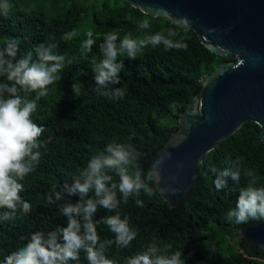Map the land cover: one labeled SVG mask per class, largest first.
<instances>
[{
  "label": "trees",
  "instance_id": "1",
  "mask_svg": "<svg viewBox=\"0 0 264 264\" xmlns=\"http://www.w3.org/2000/svg\"><path fill=\"white\" fill-rule=\"evenodd\" d=\"M9 3V13L0 14V47L7 37L16 38L18 55L32 52L35 59V48L54 38L59 44L57 52L67 60L61 80L48 86V95L37 100V109L32 114L33 121L45 127L40 140L47 143L39 149V162L23 181L25 190L20 194L31 203L32 211L28 214L18 211L9 220L0 218V264L4 256L22 247L33 232L46 233L66 224L60 211L64 201L48 204L46 196L53 189L63 191L65 184L71 185L91 157L104 153L108 144H132L140 153L137 163L143 174L150 172L145 157L153 155L178 130L180 113L201 90V77L222 61L234 59L212 53L195 33L145 14L124 0H9ZM145 19L151 26L141 30L138 25ZM173 27L184 37L186 50L149 46L135 60L121 57L124 67L119 74L120 83L110 87L125 88L126 95L110 99L94 91L93 63L101 57L99 45L106 34L118 32L120 39L129 34L136 38ZM73 29L76 37L61 39ZM89 31L95 44L90 53L82 54L81 45ZM3 81L4 77H0V82ZM72 83L81 85L78 97L73 94ZM21 95L30 100L36 97L35 92ZM237 158H242L240 181L228 177L227 186L217 190L214 185L217 174L209 168L215 166L218 173L228 166L227 160ZM243 168L254 169L258 177L256 186H264V142L261 127L253 121L243 124L206 153L198 165L192 188L177 207H169L155 181L149 184L152 195L141 191L139 196L130 197L127 204L121 203L118 209L121 218L127 216L129 225L138 234L128 248H119L114 243L108 246L106 257L114 264H125L127 257L156 242L161 248L170 244L169 254L182 251L185 264H264L262 247L238 237L241 228L263 220L237 224L226 216L235 208L240 188L251 182V178L243 175ZM112 175L113 182L118 183L119 177ZM120 195L117 192L118 198ZM66 199L75 203L79 196ZM137 199L144 202L143 207L137 206ZM4 211L7 209H0V217ZM115 214L98 208L93 219L99 221ZM96 230L101 242L115 239L104 223H97ZM210 247L215 250L209 251ZM70 264H88L86 254L81 251L79 261Z\"/></svg>",
  "mask_w": 264,
  "mask_h": 264
},
{
  "label": "clouds",
  "instance_id": "2",
  "mask_svg": "<svg viewBox=\"0 0 264 264\" xmlns=\"http://www.w3.org/2000/svg\"><path fill=\"white\" fill-rule=\"evenodd\" d=\"M10 9L9 0H0V14L6 16ZM150 26L148 19L138 25L141 30ZM76 36L73 29L61 39L68 41ZM87 37L81 45L82 54L90 53L95 44L91 31L87 32ZM161 45L165 50H186L188 47L175 27L136 38L129 34L120 39L118 32L106 34L99 45L101 57L93 63L94 91L110 99H122L126 95L125 88L110 87L120 83L119 74L124 67L120 58L135 60L149 46ZM58 46L54 38L47 44H39L35 48V59L32 52L18 55L20 47L16 38L7 37L0 47V77H4L0 82V209H7L0 217L3 220L15 218L18 211L23 214L32 211L31 203L20 194L25 190L23 181L39 162V149L47 143L40 140L45 127L35 123L32 114L37 109V100L48 95V86L62 78L67 58L57 52ZM71 87L78 97L81 85L72 83ZM32 92L36 93L35 99L21 95ZM139 156L130 143H110L104 153L92 156L71 185L65 184L63 191L53 189L46 196L48 204L64 201L60 211L66 224L46 233L33 232L25 238L27 242L22 247L4 256L3 264H70L79 261L81 251L86 254L88 264H114L105 255L107 247L114 243L119 248H128L138 234V230L129 225L127 216L121 218L118 211L121 203L127 204L130 197L139 196L141 191L152 195L153 188L149 184L159 180L155 167L143 174L137 163ZM226 163L228 166L218 173L215 166L209 168L217 174L214 181L217 190L227 186L228 177L234 182L240 181L242 158ZM112 174L119 177L118 183L113 182ZM243 175L251 178V182L240 188L235 208L227 212V219H234L237 224L264 220V186H256L258 177L254 169L243 168ZM89 192L93 195L88 196ZM117 192L121 194L119 198ZM73 195L79 196L75 203L66 199ZM136 204L143 207L144 202L137 199ZM98 208L116 214L94 221ZM97 223L106 224L115 239L101 242ZM171 247L169 244L161 248L152 242L146 250L127 257L125 264H185L182 251L169 254ZM214 250L209 248V251Z\"/></svg>",
  "mask_w": 264,
  "mask_h": 264
},
{
  "label": "water",
  "instance_id": "3",
  "mask_svg": "<svg viewBox=\"0 0 264 264\" xmlns=\"http://www.w3.org/2000/svg\"><path fill=\"white\" fill-rule=\"evenodd\" d=\"M124 1L195 33L212 53L234 57L201 77L178 130L144 159L151 171L156 168V188L174 208L192 188L206 153L243 124L257 123L264 142V0ZM238 237L264 251V220L241 228Z\"/></svg>",
  "mask_w": 264,
  "mask_h": 264
}]
</instances>
